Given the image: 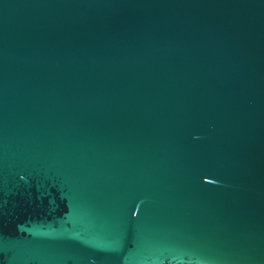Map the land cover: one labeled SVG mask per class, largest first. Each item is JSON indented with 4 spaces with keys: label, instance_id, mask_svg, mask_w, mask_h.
Wrapping results in <instances>:
<instances>
[{
    "label": "water",
    "instance_id": "obj_1",
    "mask_svg": "<svg viewBox=\"0 0 264 264\" xmlns=\"http://www.w3.org/2000/svg\"><path fill=\"white\" fill-rule=\"evenodd\" d=\"M0 264H264V0H0Z\"/></svg>",
    "mask_w": 264,
    "mask_h": 264
}]
</instances>
